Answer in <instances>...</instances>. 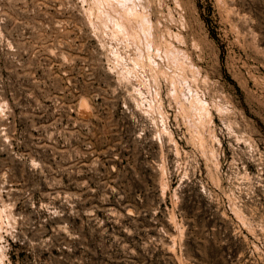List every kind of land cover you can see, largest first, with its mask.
I'll use <instances>...</instances> for the list:
<instances>
[{"label":"rangeland","instance_id":"obj_1","mask_svg":"<svg viewBox=\"0 0 264 264\" xmlns=\"http://www.w3.org/2000/svg\"><path fill=\"white\" fill-rule=\"evenodd\" d=\"M0 264H264V0H0Z\"/></svg>","mask_w":264,"mask_h":264},{"label":"bare ground","instance_id":"obj_2","mask_svg":"<svg viewBox=\"0 0 264 264\" xmlns=\"http://www.w3.org/2000/svg\"><path fill=\"white\" fill-rule=\"evenodd\" d=\"M106 4V3H105ZM105 4H102V6H101V8L103 9L104 7L106 8V5ZM110 5V8H112L113 9V4H109ZM115 10H116V8H115ZM113 11V10H112ZM127 13V12H126ZM128 14V13H127ZM136 14V13H135ZM111 16V15H110ZM134 16V15H133ZM108 17V16H107ZM110 18H113V16L112 17H110ZM115 19V18H114ZM109 21V20H108ZM115 23H116V28L117 29H123V28H125V24L123 25L118 19H117V21H115ZM114 23V24H115ZM104 25V24H103ZM107 27V26H106ZM127 29V28H126ZM131 29V28H130ZM107 30V29H106ZM123 31V30H122ZM130 31V30H129ZM135 32H136V30H134ZM125 32H126V30H125ZM123 33V32H122ZM136 60V62L138 61L137 60V58L135 59ZM133 62V61H132ZM139 62V61H138ZM136 64H138V63H136ZM135 64V65H136ZM134 65V66H135ZM143 66V65H142ZM137 68V67H136ZM204 106V105H203ZM200 107L199 108V111L201 112V114H202V112L204 113V111H205V109L206 108H204V107ZM198 109V108H197ZM80 111H81V113L82 114H89L90 113V105H89V103L85 100V99H83L81 102H80ZM198 111V112H199ZM205 114V113H204ZM201 116V115H200ZM164 117V116H163ZM204 117V116H203ZM205 119V118H204ZM205 123V122H204ZM212 154V153H211ZM214 157V156H213Z\"/></svg>","mask_w":264,"mask_h":264}]
</instances>
